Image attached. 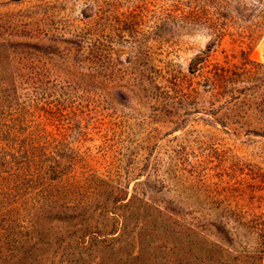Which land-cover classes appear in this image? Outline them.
<instances>
[{
  "label": "rangeland",
  "instance_id": "374dc122",
  "mask_svg": "<svg viewBox=\"0 0 264 264\" xmlns=\"http://www.w3.org/2000/svg\"><path fill=\"white\" fill-rule=\"evenodd\" d=\"M0 264H264V0H0Z\"/></svg>",
  "mask_w": 264,
  "mask_h": 264
}]
</instances>
